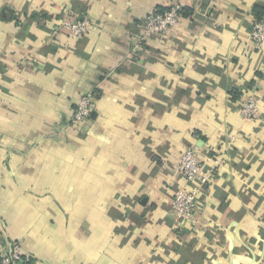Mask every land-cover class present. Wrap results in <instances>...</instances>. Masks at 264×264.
<instances>
[{"label":"crops","instance_id":"crops-1","mask_svg":"<svg viewBox=\"0 0 264 264\" xmlns=\"http://www.w3.org/2000/svg\"><path fill=\"white\" fill-rule=\"evenodd\" d=\"M178 24L137 47L169 6ZM264 0H0V247L31 264H264ZM86 19L72 38L61 18ZM230 90L240 93L234 98ZM90 118L71 123L78 98ZM259 99L260 117L239 107ZM194 149L196 227L170 213Z\"/></svg>","mask_w":264,"mask_h":264},{"label":"built area","instance_id":"built-area-1","mask_svg":"<svg viewBox=\"0 0 264 264\" xmlns=\"http://www.w3.org/2000/svg\"><path fill=\"white\" fill-rule=\"evenodd\" d=\"M181 19V8L178 5L169 6L163 11H155L144 16L140 33L136 37L137 47L142 46L147 40L164 35L174 28ZM90 25L86 19L74 20L69 16L61 18L57 25L59 31H65L72 38L78 39L85 36ZM248 40L251 47L261 50L264 46V19L252 25ZM95 96L92 93L80 96L71 113V123L79 125L87 121L94 108ZM239 114L244 121L252 122L260 117L259 99L248 97L239 107ZM177 173L189 184V188H178L170 203V213L177 223L196 227L198 214V199L201 188L208 182L209 176L203 172L194 149H186L176 166ZM0 264H25L21 247L13 243L9 247H0Z\"/></svg>","mask_w":264,"mask_h":264},{"label":"trees","instance_id":"trees-1","mask_svg":"<svg viewBox=\"0 0 264 264\" xmlns=\"http://www.w3.org/2000/svg\"><path fill=\"white\" fill-rule=\"evenodd\" d=\"M252 14H253V18H254L253 24L263 20L264 19V6H255L254 9H253V13ZM230 94L234 98H239L240 97V93H238V92H236L234 90H230ZM24 260H25V264H31V262H32L31 259H27L25 257H24Z\"/></svg>","mask_w":264,"mask_h":264}]
</instances>
